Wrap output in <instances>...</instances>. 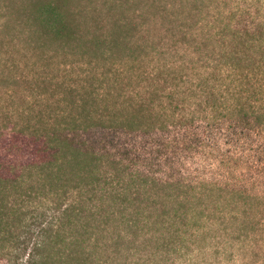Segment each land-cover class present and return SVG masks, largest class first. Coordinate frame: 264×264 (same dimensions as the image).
<instances>
[{"label": "trees", "instance_id": "16d2710c", "mask_svg": "<svg viewBox=\"0 0 264 264\" xmlns=\"http://www.w3.org/2000/svg\"><path fill=\"white\" fill-rule=\"evenodd\" d=\"M244 1L243 7L234 3L226 10L216 5L204 13V0H174L195 6L171 26L179 40L166 51L159 45L149 54L159 62L182 53L188 58L197 55L202 62L201 73H196L200 92L193 103L202 106L200 111L183 108L184 99L173 83L167 104L156 102L158 85L149 92L156 100L91 108L79 97L52 112L46 108L38 120L0 125V264H131L129 250L148 257L144 260L140 253L134 264H175L185 255L191 264H264L255 245L239 254L229 253L228 243L214 250L196 247L215 231L213 219H202V209L182 205L197 184L145 175L137 182L135 169L77 140V134L91 129L186 133L199 124L221 131L223 123L235 137L246 130L264 133V17ZM28 2L25 21L41 46L45 42L96 53L127 40L110 31L104 34L106 27L99 25L84 28L70 0ZM167 11H160L163 17ZM114 26L125 27L121 20ZM177 67L163 66L168 72ZM177 79L172 77L173 82ZM149 185L174 192L175 204L141 207L127 202L128 196L133 201L150 199ZM229 193L243 198L241 191ZM32 205L39 213L29 222L26 210Z\"/></svg>", "mask_w": 264, "mask_h": 264}, {"label": "rangeland", "instance_id": "374dc122", "mask_svg": "<svg viewBox=\"0 0 264 264\" xmlns=\"http://www.w3.org/2000/svg\"><path fill=\"white\" fill-rule=\"evenodd\" d=\"M114 1L70 0V9L84 28L95 24L106 27L104 34L110 31L127 38L109 52L95 53L45 42L41 46V39L25 21L23 10L28 0H0V125L38 120L46 108L52 112L79 97L86 99L91 108L103 107L108 102L120 106L156 100V94L149 92L158 85L161 91L156 102L167 104L173 83L180 99H184V109H202L199 103H193L200 92L196 73H201L202 62L196 60L197 55L188 58L182 53L160 62L155 61L154 54L149 55L159 45L166 47V51L179 40L171 26L181 23L195 5L188 2L180 6L174 0H122L121 5ZM244 2L204 0L201 6L206 13L216 5L227 10L234 3L243 7ZM247 3L264 17V0ZM163 9H168L165 17L160 12ZM119 20L124 29L115 28L114 23ZM170 63L178 67L168 72L163 66ZM174 76L179 79L173 82ZM220 126L223 129L218 131L215 126L199 124L186 133L91 129L77 134V140L121 161L126 168L135 169L137 182L145 175L150 179L173 182L183 178L181 181L196 186L202 184V189L194 186L182 202L189 209H202V219L215 222V231L208 233L204 241L196 242V247L214 250L215 245L225 247L224 243H228L227 251L239 254L255 245V251L264 260V133L250 128L252 131L235 137L228 125ZM148 188H152L150 199L142 196L133 201L128 196L127 202L141 207L175 204L174 192L157 191L151 185ZM231 189L241 191L243 198L230 194ZM37 210L35 205L26 210L27 221L31 222L39 213ZM140 253L129 250L128 261L134 264ZM143 254L142 258L148 260ZM202 257L198 255L195 260L199 262ZM189 258L185 255L175 264H191Z\"/></svg>", "mask_w": 264, "mask_h": 264}]
</instances>
